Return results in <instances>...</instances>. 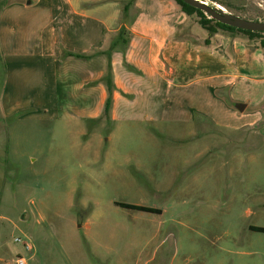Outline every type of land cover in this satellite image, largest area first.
I'll list each match as a JSON object with an SVG mask.
<instances>
[{
    "label": "rangeland",
    "instance_id": "374dc122",
    "mask_svg": "<svg viewBox=\"0 0 264 264\" xmlns=\"http://www.w3.org/2000/svg\"><path fill=\"white\" fill-rule=\"evenodd\" d=\"M207 1L264 20V0ZM180 34L208 36L197 15ZM240 35L254 55L228 36L230 70L181 78L180 109L158 122L0 112V264H264V232L250 228L264 226V49ZM3 71L0 60V91Z\"/></svg>",
    "mask_w": 264,
    "mask_h": 264
},
{
    "label": "crops",
    "instance_id": "0c3cea01",
    "mask_svg": "<svg viewBox=\"0 0 264 264\" xmlns=\"http://www.w3.org/2000/svg\"><path fill=\"white\" fill-rule=\"evenodd\" d=\"M109 1L15 0L0 8V53L5 65L0 91L2 117L23 111L40 121L99 118L107 98L105 85L99 81L106 58L61 60V54L63 49L87 52L107 45L110 33L120 27L122 13V7L114 10ZM108 5L113 11L102 15ZM131 10L134 15L127 24L130 44L126 55L121 50L113 52L117 89L112 121L166 119L168 107L180 109L174 102L180 98L176 96L179 92L172 94V90L183 86L181 78L202 68L230 70L228 36L217 35L209 45L196 43L187 35L175 38L187 21L175 0H134ZM241 40L234 39L233 50L243 53L246 60L245 52L254 55L257 48ZM125 58L139 72L128 69ZM221 75L229 77L228 72ZM231 82L228 79L224 84ZM261 119L257 112L248 125Z\"/></svg>",
    "mask_w": 264,
    "mask_h": 264
},
{
    "label": "trees",
    "instance_id": "16d2710c",
    "mask_svg": "<svg viewBox=\"0 0 264 264\" xmlns=\"http://www.w3.org/2000/svg\"><path fill=\"white\" fill-rule=\"evenodd\" d=\"M14 1L15 0H5L1 5V7L3 5L12 3ZM175 2L180 6L182 11L186 13L188 16L197 15L198 24L208 32V36H206L205 39V44L207 45L211 44L212 38L217 34H223L232 38H236L241 36L240 34H244L248 36V40H252L254 43L260 45L264 49V32L245 30L231 25H227L214 18H211L203 10L194 7L183 0H175ZM133 3L134 0H128L124 2V7L122 8L121 17L119 19L120 27L118 30L110 33L109 41L104 48H93L92 50L87 52H75L67 49L62 50L61 60H66V59L90 60L97 56H104L106 58L107 63H106L105 72L99 81L105 85V88L107 90V98L105 100L103 111L99 116V118L97 119L106 118L107 121H112L111 116L114 105V92L117 89V85L115 83L114 66H113V52L115 50H121L126 55V51L130 44V34L127 24L130 23V21H132V17L131 19H129V15L131 14V6L133 5ZM182 35L183 34L177 32L175 34V38H179ZM0 60L2 61V66L4 70L3 73L5 78V65L2 60L1 53H0ZM124 64L131 71L139 72V70L134 65L130 64L126 60V58L124 59ZM97 119H93V120H97ZM120 205L125 208L137 209L146 212H159V210L155 208L139 205V204L122 202L120 203ZM250 228L255 231L264 232V226L252 225L250 226Z\"/></svg>",
    "mask_w": 264,
    "mask_h": 264
},
{
    "label": "water",
    "instance_id": "95a60500",
    "mask_svg": "<svg viewBox=\"0 0 264 264\" xmlns=\"http://www.w3.org/2000/svg\"><path fill=\"white\" fill-rule=\"evenodd\" d=\"M186 3L203 10L211 18H214L222 23L231 25L237 28L261 31L264 32V20L249 19L243 16L227 12L221 8L220 4H210L207 0H183ZM30 3L31 0H28ZM247 105L245 103H238L237 108L244 111Z\"/></svg>",
    "mask_w": 264,
    "mask_h": 264
},
{
    "label": "built area",
    "instance_id": "2783aa9c",
    "mask_svg": "<svg viewBox=\"0 0 264 264\" xmlns=\"http://www.w3.org/2000/svg\"><path fill=\"white\" fill-rule=\"evenodd\" d=\"M17 241H22L21 238H16ZM26 247L28 249H32V246L30 244H28L27 242H24ZM17 264H27V259L23 256H19L17 259Z\"/></svg>",
    "mask_w": 264,
    "mask_h": 264
},
{
    "label": "bare ground",
    "instance_id": "6f19581e",
    "mask_svg": "<svg viewBox=\"0 0 264 264\" xmlns=\"http://www.w3.org/2000/svg\"><path fill=\"white\" fill-rule=\"evenodd\" d=\"M219 6L225 10V8L222 5H219Z\"/></svg>",
    "mask_w": 264,
    "mask_h": 264
}]
</instances>
